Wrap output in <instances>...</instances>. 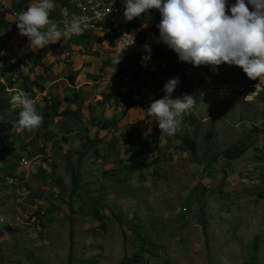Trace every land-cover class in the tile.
Masks as SVG:
<instances>
[{"label":"rangeland","instance_id":"374dc122","mask_svg":"<svg viewBox=\"0 0 264 264\" xmlns=\"http://www.w3.org/2000/svg\"><path fill=\"white\" fill-rule=\"evenodd\" d=\"M0 18L12 23L4 14ZM25 38L19 31H0V69L8 66L0 70V195H12L0 204V264H264V86L248 99L254 102L244 99L256 90L258 79H248L239 67L202 65L205 74L213 70L220 77L216 81L203 74L219 87L227 82L222 71L234 76L229 79L238 96H229L230 108L219 96L216 107L210 97L198 100L195 153L186 139L198 122L189 126L188 115L167 147L159 146V157L152 148L132 168L119 160L118 171L92 176L76 151L84 143L90 149L91 140L74 138L72 150H63L71 139L54 143L42 133L32 138V131L13 126L21 108L10 103L11 97L24 90L31 99L41 98L50 87L44 81L51 78L50 66L41 62L49 52L27 46ZM30 58L41 61L29 65ZM18 59L21 64L14 66ZM40 67L43 75L33 78ZM53 87L55 99L61 91L75 96L64 84L60 91ZM140 88L129 84L127 97H121L149 107L154 99L141 102ZM39 98L38 106H47ZM250 103L257 106L250 108ZM212 114L218 119L202 122ZM21 135L26 136L23 142ZM236 145L243 153L228 158L225 151ZM210 168L209 175L200 177Z\"/></svg>","mask_w":264,"mask_h":264},{"label":"crops","instance_id":"0c3cea01","mask_svg":"<svg viewBox=\"0 0 264 264\" xmlns=\"http://www.w3.org/2000/svg\"><path fill=\"white\" fill-rule=\"evenodd\" d=\"M34 2L35 0H0V5L4 4L6 7L0 14H4V16L8 17V20L13 24V26H11V32L7 30L8 33L15 34V32H18V28L16 29L15 24L18 14L26 10L27 7ZM54 3L55 8L50 12L49 16L52 21L58 17L60 7L65 3V0H54ZM234 3L235 0H228L229 6ZM249 10H252L251 6H249ZM146 15L150 17L148 27L151 29V34L154 39H158L159 30L156 25L160 22V13L158 11L149 10ZM142 16L143 14L135 19L136 27L141 21L146 19V17ZM46 30L47 28L44 29V31ZM21 39L22 40L17 44L18 47L20 43L23 44V38ZM24 40H26L27 44L29 43L27 38ZM54 48H56V50L54 54H52ZM121 48H123V42L121 40L106 42L103 39L97 38L95 35L89 34L84 38L73 39L69 42H57L56 45H45L43 48L44 51L47 49L49 52L48 55L45 54V59L42 61L39 59L33 61L32 58L27 60V64L29 65L32 62L39 63L41 61L42 64H46V68L50 66V68H47L48 71L46 72H48L51 78H46L44 80L45 82H49V89L51 85H54L55 87L53 88L59 89L60 91L61 85L64 84L67 86L65 88L69 90L74 89L76 91L75 96L72 98L61 91L59 92V98L55 99L53 95L57 93L54 90L47 89L44 93L45 96L41 97L43 99L39 97L33 99L35 101L39 98L41 102H48L47 106L46 103L38 106L35 102L37 113L42 111L45 116L43 119L46 120V122L42 123L40 126L41 128L39 127L28 133H30L32 138H38L42 133L46 139H53L54 143L66 137L67 139H71V146L65 144L60 147V149L63 148V150L65 147L67 150L69 148L72 150L74 138H77V141H79L78 139L86 138L94 142L91 144L90 149H88L86 143L81 146V148L83 147L82 149L76 148L80 157L85 158V170L89 171L92 176L102 170L104 173L118 171L119 169L117 166L119 160H127L130 168H132L131 166H133L134 163L144 160L142 152L145 151V153H148L152 148L153 150L157 149V152H155L159 157V146L164 145L167 147V142L170 143V140L174 138L173 135L166 137L163 142L158 140L160 131L155 118L147 114V107L135 106L130 100L120 97L119 93H121V89L125 86L129 84H146L147 86L164 87L169 79L178 77L179 83L172 94V98L175 99L179 97L180 92L182 95L189 94L196 98L194 107L183 115L186 119V116L189 115V119L187 120L189 126L194 120L198 122L195 127H190L193 135L198 125H201V121L199 122L197 120L199 115L194 114L199 99L204 101L206 96L210 97L208 101H211V106L216 107L217 104L214 103V98L219 96L218 98H222V103H226V106L229 107V104L232 103L229 96L232 95L234 98L238 96V94H235L237 93L236 84L229 79V77L233 78L234 76H228L222 71V75L227 79V82H223V85L219 87L215 82L211 83L208 77H203L205 72L202 70V66L194 67L190 65L191 63L180 61L178 56L168 47L166 49L170 52L168 61L172 63H169L167 69H162L158 65L148 64L146 61L142 63L140 57H126L124 53L121 56L120 62L117 64L116 62L119 58L118 52ZM16 49L14 50L13 58L17 59L19 55ZM27 52L28 50H26V53ZM46 61L48 63H45ZM221 65L225 67V64ZM232 66L233 65H231V69L233 70L238 68L237 66ZM238 69L242 70L240 68ZM43 70L44 69L41 67L36 69V72H39V74L36 73V75L42 76ZM230 70L225 69V71L228 72ZM33 71H35V69ZM210 71L212 72H208L205 76L211 75L216 81L220 79L219 76H213V70ZM31 76L34 78L33 74H31ZM201 84L204 85L201 86ZM219 93L221 94L219 95ZM164 94L165 93H163L160 98H162ZM253 97H255V95L250 99ZM50 100L52 103H50ZM246 102H254V100L249 101L247 99ZM50 105L53 106V109H50ZM124 105L127 106L123 109ZM248 105L250 108L257 106L253 105V103ZM74 116H78L77 118L80 119V121L73 119ZM217 116L218 114H212L202 122L206 120L210 122L211 120L215 121L218 119ZM23 135H25V133H23ZM23 135H21V142H23V138L26 137H23ZM191 135L192 134H188L189 137ZM76 143L75 141V144ZM36 151H38V154L41 153L39 148ZM97 153L99 155H97ZM96 156L98 159L97 165L94 163V157ZM158 157L156 158L157 160H159ZM210 173L211 168L204 171L203 175H200V177L207 176ZM42 174L41 172V175ZM24 188H27V186L24 185ZM23 189L22 191H24ZM15 194L14 198L17 199L19 196L18 192ZM4 196L7 201L6 198L12 195H10V193L1 194L0 204ZM29 202L31 201L29 200ZM26 205L28 206V204Z\"/></svg>","mask_w":264,"mask_h":264},{"label":"clouds","instance_id":"9594fccd","mask_svg":"<svg viewBox=\"0 0 264 264\" xmlns=\"http://www.w3.org/2000/svg\"><path fill=\"white\" fill-rule=\"evenodd\" d=\"M123 6L125 22L132 21L131 27L138 29L142 36L149 33L153 43L152 53L167 62L165 68L158 65L162 69H167L172 62L168 61L169 56L164 58L154 50L156 39L148 27L150 17L146 15L149 10L160 13V22L156 25L159 30L158 42L173 51L180 61L191 63L194 67H215L221 64L239 67L248 79L259 80L256 90L244 99H250L264 86V0H235L230 6L228 0H123ZM107 7L110 12L111 3ZM54 8V0H35L18 14L15 24L19 35L27 37L28 46L33 49H43L45 45L56 44L62 39L66 41L89 29L90 18L75 13L63 20V29L58 28L49 18ZM61 14L68 17V9L62 8ZM142 14L146 19L136 27L135 19ZM131 34L124 33L121 37H129V40L127 47L118 52L117 64L124 51L135 43ZM142 47L149 54L142 57L141 62L144 63L150 58L151 48L147 44ZM178 83L177 77L169 79L164 87L152 86L161 89L162 93L158 98L165 93L162 98L152 101L146 109L147 114L156 120L160 131L158 140L161 142L166 137L175 135L182 124L183 115L196 103V98L189 94L172 98ZM122 91L124 88L119 93L120 97H127ZM127 99L137 105L132 99ZM10 103L21 108L19 118L13 125L18 131H32L42 125L43 116L37 113L35 101L30 98L29 93L17 91Z\"/></svg>","mask_w":264,"mask_h":264},{"label":"built area","instance_id":"2783aa9c","mask_svg":"<svg viewBox=\"0 0 264 264\" xmlns=\"http://www.w3.org/2000/svg\"><path fill=\"white\" fill-rule=\"evenodd\" d=\"M109 3H111L110 12L109 8L107 7ZM0 7V12L2 13L6 7L4 4H1ZM62 8L68 9V17H65L61 14ZM73 13L77 15H87L90 18V27L83 34L79 36H73L66 41L62 39L60 42H67L73 39L84 38L86 35L92 34L99 39H103L106 42L121 40L123 42V48H126L129 37H121L124 33H132L131 36L132 38H135V43L125 50L124 55L126 57L137 56L142 59L143 56L149 55L148 53L143 51L142 47L147 44L151 48V53L150 58L146 62L153 65H162L163 68L167 66L166 61L155 56L152 53L153 43L149 33L148 35L142 36L141 34H139L138 29L131 27L132 21L125 22L123 17V0H65V3L60 7V13L58 17H56L53 22L57 25L58 28L63 29V20L66 18H70ZM122 93L124 94V91H122ZM139 93L140 94L138 96V99L140 101L142 99L145 100L147 104L151 99H158L162 91L158 87L142 85L139 89ZM134 103L137 104L136 102ZM23 162H25L24 159Z\"/></svg>","mask_w":264,"mask_h":264},{"label":"trees","instance_id":"16d2710c","mask_svg":"<svg viewBox=\"0 0 264 264\" xmlns=\"http://www.w3.org/2000/svg\"><path fill=\"white\" fill-rule=\"evenodd\" d=\"M6 17V16H5ZM11 26H13L12 23H9V21L5 20V19H2L0 18V31H3V30H8V29H11ZM14 28V27H13ZM17 29V27H16ZM159 38L156 39L155 41V47H154V50L162 57L164 58H167L169 55H170V52L167 51V46L164 45L163 43L161 42H158ZM28 56V55H26ZM16 64V63H15ZM21 64V61L18 59V62H17V65H14V66H18ZM13 67V65H11ZM6 67L8 68V66L6 65L5 68L1 67V69L3 70H6ZM0 69V70H1ZM34 75V78H36V73H33ZM27 77L23 76L20 77V80H24L26 81ZM14 81H10L12 82L13 84H16L15 82H17L16 79H13ZM41 89H43V87H41ZM137 106V105H136ZM208 137H212V136H208ZM187 141V145L189 147V150L192 152V153H195V149H196V138L194 135H191L188 139H186ZM240 147V146H239ZM239 147L236 145V146H232L231 148L227 149L225 152L226 156L228 158H237L238 156H240L243 151H241L239 149ZM121 264H132V263H121Z\"/></svg>","mask_w":264,"mask_h":264}]
</instances>
